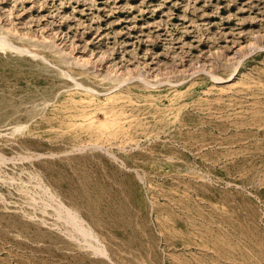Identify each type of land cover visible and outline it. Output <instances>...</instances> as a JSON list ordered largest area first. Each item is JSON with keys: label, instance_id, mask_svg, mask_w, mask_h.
<instances>
[{"label": "rangeland", "instance_id": "rangeland-1", "mask_svg": "<svg viewBox=\"0 0 264 264\" xmlns=\"http://www.w3.org/2000/svg\"><path fill=\"white\" fill-rule=\"evenodd\" d=\"M0 39V264H264V0H0Z\"/></svg>", "mask_w": 264, "mask_h": 264}, {"label": "bare ground", "instance_id": "bare-ground-1", "mask_svg": "<svg viewBox=\"0 0 264 264\" xmlns=\"http://www.w3.org/2000/svg\"><path fill=\"white\" fill-rule=\"evenodd\" d=\"M1 40V39H0ZM2 42V41H1ZM1 42H0V45H1ZM4 44V43H3ZM3 46V45H2ZM1 47V46H0ZM2 48V47H1ZM68 218H69V222H70V224L72 225V226H74L75 227V229L77 230V231H79V233L80 234H82V235H84V236H86V233H85V230L82 228V227H80L77 223H76V219H75V217H72L70 214H69V216H68ZM81 224V223H80ZM84 240V239H83Z\"/></svg>", "mask_w": 264, "mask_h": 264}]
</instances>
